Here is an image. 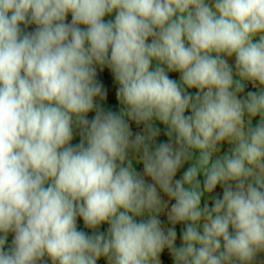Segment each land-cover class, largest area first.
<instances>
[{"label": "clouds", "instance_id": "clouds-1", "mask_svg": "<svg viewBox=\"0 0 264 264\" xmlns=\"http://www.w3.org/2000/svg\"><path fill=\"white\" fill-rule=\"evenodd\" d=\"M49 262L264 264V0H0V264Z\"/></svg>", "mask_w": 264, "mask_h": 264}, {"label": "rangeland", "instance_id": "rangeland-1", "mask_svg": "<svg viewBox=\"0 0 264 264\" xmlns=\"http://www.w3.org/2000/svg\"><path fill=\"white\" fill-rule=\"evenodd\" d=\"M69 20H70V17H69ZM29 30H31V29H29ZM170 75H171L172 78L178 79V73H172ZM108 103H109V106H111L113 108V110L117 109L118 105L116 104V100H115V88H110L109 96H108ZM133 128H134V130H136L135 129V125H133ZM77 138H79V137H76V139ZM160 139L163 140V139H165V137H163V135H162L160 137ZM75 140L73 142H75ZM217 191L219 192L221 190L218 188ZM79 223H80V226L82 227V221H80ZM104 227L106 228V226H104ZM178 232H179V228H178ZM10 241H11V236L9 237V242ZM49 264H50V262H49Z\"/></svg>", "mask_w": 264, "mask_h": 264}, {"label": "trees", "instance_id": "trees-1", "mask_svg": "<svg viewBox=\"0 0 264 264\" xmlns=\"http://www.w3.org/2000/svg\"><path fill=\"white\" fill-rule=\"evenodd\" d=\"M108 18H112V17H108ZM107 19V18H106ZM106 78V74L105 75H102L101 76V79H105ZM107 80H108V82H110L111 83V78H110V74H109V77L107 78ZM107 83V82H106ZM110 88H115V85H114V83H112V84H110ZM79 142V138H77L76 140H75V142H73V143H78Z\"/></svg>", "mask_w": 264, "mask_h": 264}]
</instances>
